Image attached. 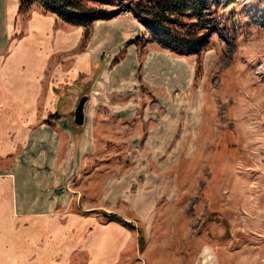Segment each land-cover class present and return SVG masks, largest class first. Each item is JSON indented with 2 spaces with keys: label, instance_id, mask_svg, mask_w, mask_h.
<instances>
[{
  "label": "rangeland",
  "instance_id": "1",
  "mask_svg": "<svg viewBox=\"0 0 264 264\" xmlns=\"http://www.w3.org/2000/svg\"><path fill=\"white\" fill-rule=\"evenodd\" d=\"M106 1L84 0L113 12L95 20L98 36L126 30L128 39L100 50L98 85L85 84L87 123L62 140L52 175L61 211L51 233L20 237L15 264H153L168 253L180 264H264V0H206L200 54L147 42L152 1ZM18 8L0 0V79L18 68L50 89L77 76L92 31L84 37L37 2ZM190 11L176 19L182 31L196 20ZM138 35L142 50L129 42ZM153 58L188 69L186 80L152 72ZM3 100L0 155L18 139L17 116L33 111Z\"/></svg>",
  "mask_w": 264,
  "mask_h": 264
},
{
  "label": "crops",
  "instance_id": "2",
  "mask_svg": "<svg viewBox=\"0 0 264 264\" xmlns=\"http://www.w3.org/2000/svg\"><path fill=\"white\" fill-rule=\"evenodd\" d=\"M100 30L101 25L95 22L91 32L93 41L89 45L92 46L91 52L81 58L84 68L77 71V76L68 77L64 84L58 85L60 87L56 84L50 85V89L38 88L36 80L26 79L25 74L18 68L6 70L7 73L3 75H7V78L0 79V98H3V101L23 102L22 108L33 109L28 115L17 116L16 122L20 127L13 133L18 134V139L15 138L12 143H8V151L0 155V158H5L11 152L8 163L0 164V264H15L19 261V258L14 257L13 254L20 251V237H36L51 233L50 222L53 214L55 211V213L61 211L58 210L62 204L61 198L59 200L58 197H53L52 175L61 157L62 140L68 139L74 132H79L80 128L84 129L88 116L86 110L85 124L75 125L73 109L78 97L85 92V84L89 80L93 81L95 87L98 85L100 79H97V70L101 67L100 50L118 41L122 44L128 39L126 30L121 32L119 37L116 32L105 28L98 36L97 32ZM47 37L46 40L50 39ZM96 64L97 68L92 69ZM89 66H91L90 71H85ZM148 67L152 72L170 79L176 76L183 80L189 72L188 69L175 70L166 59L162 65L161 61L153 58ZM38 100L42 101L44 115L39 116L36 112ZM87 105L88 102L86 109ZM20 134L23 138H20ZM85 134L84 130L79 138L81 139ZM32 244L36 245L35 239ZM33 250L36 251V246ZM180 258L177 253H168L158 257L153 264H180L178 261ZM142 259V264H149L145 257Z\"/></svg>",
  "mask_w": 264,
  "mask_h": 264
},
{
  "label": "trees",
  "instance_id": "3",
  "mask_svg": "<svg viewBox=\"0 0 264 264\" xmlns=\"http://www.w3.org/2000/svg\"><path fill=\"white\" fill-rule=\"evenodd\" d=\"M107 2L106 0H100ZM152 1V9L150 12V21L146 25L149 31L148 40H156L163 46L173 51L182 53L200 54L205 47V40L208 38V31H201L204 25L201 24V14L204 8H207L206 0H149ZM40 3L44 9L55 12L68 23L81 25L85 28L84 37H88L92 31V27L96 19L109 18L113 16V12L108 9L94 7L87 4L84 0H19V11L31 8L33 3ZM141 7L146 5L144 0H138ZM137 4V5H138ZM190 11V16L195 17V21L191 23V29L182 31L180 27H176L175 22L179 15ZM212 26V25H211ZM211 26L209 28H211ZM141 35L130 40V43L139 44L143 49V44L139 42ZM104 216L110 219L122 221L124 224L133 226L131 221L122 218L117 212L103 211Z\"/></svg>",
  "mask_w": 264,
  "mask_h": 264
},
{
  "label": "water",
  "instance_id": "4",
  "mask_svg": "<svg viewBox=\"0 0 264 264\" xmlns=\"http://www.w3.org/2000/svg\"><path fill=\"white\" fill-rule=\"evenodd\" d=\"M120 11H117V13ZM89 93L88 92H84L80 97H78V101L77 104L75 105L73 111H74V115H73V124L78 125V126H82L84 125L86 122V104L88 102L89 99Z\"/></svg>",
  "mask_w": 264,
  "mask_h": 264
},
{
  "label": "built area",
  "instance_id": "5",
  "mask_svg": "<svg viewBox=\"0 0 264 264\" xmlns=\"http://www.w3.org/2000/svg\"><path fill=\"white\" fill-rule=\"evenodd\" d=\"M259 14H262L264 17V3H261L260 8H259ZM257 20H260V17H256Z\"/></svg>",
  "mask_w": 264,
  "mask_h": 264
}]
</instances>
